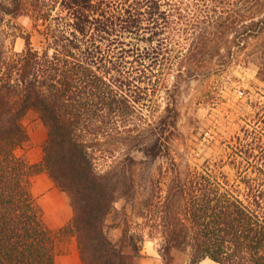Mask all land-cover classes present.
Masks as SVG:
<instances>
[{"label":"trees","instance_id":"1","mask_svg":"<svg viewBox=\"0 0 264 264\" xmlns=\"http://www.w3.org/2000/svg\"><path fill=\"white\" fill-rule=\"evenodd\" d=\"M5 15L28 17L30 29L4 25ZM2 26L23 46L7 48L0 30V264H55L30 193L41 170L67 197L60 233L75 237L83 264H134L145 236L160 264L179 254L184 264H264V0H0ZM235 65H252L263 87L247 89L251 112L223 149L233 177L205 159L183 171L159 165L154 178L181 81ZM29 112L47 128L34 164L23 154ZM117 199L124 221L113 241L105 217Z\"/></svg>","mask_w":264,"mask_h":264},{"label":"rangeland","instance_id":"2","mask_svg":"<svg viewBox=\"0 0 264 264\" xmlns=\"http://www.w3.org/2000/svg\"><path fill=\"white\" fill-rule=\"evenodd\" d=\"M8 22L18 25L23 30L30 29V20L23 15L15 18L5 15L4 25H7ZM0 30L3 31L4 44L7 48L13 47V49L18 50L23 46V38L11 35V29L2 26ZM232 38L233 34L228 33L227 41L230 42ZM32 40L35 42L37 35H33ZM252 41V37L247 39V43L251 44ZM235 49L237 47L232 46L231 50ZM226 50L227 47L225 46L220 48L221 52ZM254 74L255 70L252 65H235L227 69L210 70L181 81L175 101L179 110L177 126L172 140L169 142L166 155H162L150 163V171L154 178L159 173V165L164 167L173 161L183 171L186 164L192 167L201 164L205 159H208L212 165L218 163L223 173L229 178L233 177L232 170L225 164L223 149L231 143L240 124L244 123L245 116L251 112L250 106L246 104L247 89L253 92L254 89L260 90L263 87V83L257 81ZM252 83L256 86L253 87ZM37 122L38 117L34 112H29L26 115L28 140L24 149H27L31 143V133H33ZM115 155V159L121 158L120 151ZM135 156L137 159L142 157L139 153ZM220 159L223 160L220 161ZM99 164L105 170L109 168L112 162L110 159L106 162L101 160ZM141 167V164L136 166V172H142ZM122 204L123 199L115 200L112 209L105 217L107 235L113 241H117L121 235V227L124 221ZM127 210L130 211L129 205ZM129 219L131 230L136 229V223L139 222V219L132 214H130ZM46 226L48 227V225ZM48 229L55 238L56 255L67 253L72 243H75L77 247L76 239L72 234L60 233L61 228L53 230L48 227ZM185 259L184 254H179L176 256L175 264H184ZM133 263L160 264L161 258L156 250V241L145 236L140 243V255L134 257ZM204 263L214 264L208 259L204 260ZM58 264H61L59 259Z\"/></svg>","mask_w":264,"mask_h":264},{"label":"crops","instance_id":"3","mask_svg":"<svg viewBox=\"0 0 264 264\" xmlns=\"http://www.w3.org/2000/svg\"><path fill=\"white\" fill-rule=\"evenodd\" d=\"M47 137V128L38 118V122L31 133V143L23 154L28 163L34 164L41 161L43 144ZM30 193L42 213L43 221L49 228L56 230L62 228L71 216V207L65 193L59 189L45 170L31 176ZM83 264L75 243L64 255L54 256L55 264Z\"/></svg>","mask_w":264,"mask_h":264}]
</instances>
